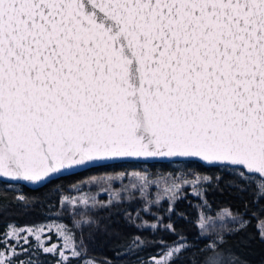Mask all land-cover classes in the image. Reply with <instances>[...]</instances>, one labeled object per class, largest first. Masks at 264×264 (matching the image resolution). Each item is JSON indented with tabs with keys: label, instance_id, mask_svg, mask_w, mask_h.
<instances>
[{
	"label": "snow or ice",
	"instance_id": "obj_1",
	"mask_svg": "<svg viewBox=\"0 0 264 264\" xmlns=\"http://www.w3.org/2000/svg\"><path fill=\"white\" fill-rule=\"evenodd\" d=\"M194 161L220 174L162 177L181 194L166 201L160 193L150 199L148 172L85 181L106 185L109 195L58 202L79 235L57 225L63 242L56 247L44 244L43 228L9 225L11 240L8 231L0 235V264H40L43 254L54 264H98L87 257L85 233L89 241L114 240L125 255L147 245L141 235L124 237L121 221L176 237L163 259L153 257L156 264H248L232 238L246 243L241 234L255 226L248 239L264 242V0H0V182L36 187L95 165ZM225 176L228 188L260 210L249 212L248 201L243 211L226 206L219 222L178 213L198 228L190 240L171 218L175 203L190 187L207 207L205 184ZM117 181L123 187L114 188ZM137 193L140 211L129 210L124 205ZM14 199L33 205L23 192ZM164 203L167 221L152 211ZM197 254L205 255L197 261Z\"/></svg>",
	"mask_w": 264,
	"mask_h": 264
},
{
	"label": "trees",
	"instance_id": "obj_2",
	"mask_svg": "<svg viewBox=\"0 0 264 264\" xmlns=\"http://www.w3.org/2000/svg\"><path fill=\"white\" fill-rule=\"evenodd\" d=\"M120 171H127L128 173L132 171L148 172L151 179L171 175L173 172H175L176 175H187L189 178H191V174L194 172L206 176L220 174L215 168L202 165L199 161H194L192 162L191 167H186L184 163H173L168 167H161L157 165L155 168H153L150 163L140 165H124L119 168L101 165L89 168L79 173L53 179L51 182L38 189H31L18 183L0 182V235L8 229L7 226L11 223H16L18 225H30L52 218L66 221L69 226L73 228V231L79 235V229H76L72 223L71 214L63 212V209L60 207L58 202L63 198L70 197L79 192L81 187H88V184L84 183L85 181L91 180L95 177H101L103 175L116 174ZM228 180V176H225L219 185L215 183L205 184V188L207 190L204 193V197L207 200V207L202 206V201L193 194L190 187V190L186 189L182 199L175 203L176 212L173 213L171 217L175 222L176 229L183 232V234L190 240L198 232V228L195 226V223H189L187 219H181L178 213L183 214L191 221L196 222L199 213H207L211 217H214L226 206L232 210L240 209L243 211L245 201L249 202V212H258L260 210L257 204L251 203V196L245 194L241 198L237 192L228 188ZM21 192L33 200L32 206L25 207L14 199V196ZM261 203L264 204V201ZM140 204L141 201L139 200V194L137 193V200L131 204L126 202L124 206L128 207L129 210L135 209L136 211H140ZM166 207L167 205L164 203L159 208L154 207L153 210L156 214L162 216L164 220L167 221L169 214L165 211ZM58 212L62 214L58 216ZM99 214L101 216L104 215L103 212ZM141 215L149 222H153L151 215H146L143 212H141ZM261 215H264V213H261ZM252 224L256 225L257 220L253 219ZM117 227L123 233L124 237H128L132 234L141 235L142 238L148 241L147 245L142 249H137L134 252L125 255L123 251L117 252L115 248L116 242L114 240L105 241L103 237H98L96 241H89L87 239V233H85L88 258L97 261L98 264H148L154 255L158 254L165 247L173 244L176 240L175 236L163 230L157 233H150L148 231L138 232L134 227L124 226L122 221L119 225H117ZM256 232L257 228L255 226L249 227L248 233L255 234ZM248 233L241 234L246 243L240 244L239 246L236 245V241L239 237L232 238L235 251L246 259L248 264H264V242H261L259 239L249 240ZM157 241H163L166 243H158ZM26 255L27 254H25V256ZM203 255L205 254H197L195 258L199 261L202 259ZM23 258L25 257H18V259ZM39 260L40 264H54L52 257L48 254L40 255ZM177 264H181V262L178 261ZM183 264H189V261L184 259Z\"/></svg>",
	"mask_w": 264,
	"mask_h": 264
},
{
	"label": "rangeland",
	"instance_id": "obj_3",
	"mask_svg": "<svg viewBox=\"0 0 264 264\" xmlns=\"http://www.w3.org/2000/svg\"><path fill=\"white\" fill-rule=\"evenodd\" d=\"M117 174L118 173H116V174H110V175H103L101 177H104V176H112V175H117ZM169 176L170 175H165V176H161V177H159L157 179H153V181L155 183L149 189L150 199L156 200L158 193H160L159 199L161 201H166L168 199H174L176 195H181L180 193H175V192H173L171 190H167L166 189V186H165V183H164V179H162V177L163 178H167ZM137 179H139V178L138 177H130V181H135ZM130 181H126V183H128ZM140 182L143 183V180H141ZM156 185H160V188H158ZM84 187H86V186H84ZM103 187H106V185L103 186ZM103 187L100 184H91V185H88V187H86V188H82L81 187L80 188L81 190L79 192L73 194L70 197H73L74 198V201H80V202H82V200L85 198L82 194L83 193H88L89 195H96L98 197V199L106 200L108 198L109 193L103 191ZM113 187L114 188H119V187H123V185H121L119 183V181H117V182H115L113 184ZM181 187H184V186L182 185ZM188 189L189 188H187V190ZM185 191L182 193V196H184ZM64 203H68L67 199H64ZM152 211L154 213H156L153 209H152ZM222 211L223 210H221L217 215H215L212 218L214 220H216L217 222H219V214ZM66 216H69V215H66ZM76 218L78 219L79 217H76ZM63 224H68V223L66 221H62V220L57 219V218H52V219H49V220H46V221H42V222H38V223H35V224H30V225H18L16 223H11L10 225H15V226L23 229L24 231H28V230H31V229H34V228H43L42 240H43L44 244L47 245V244L50 243V244H52V245H54L56 247H59L60 244L63 242V237L60 236L58 238V233L56 232V229H57V225H63ZM48 226L51 227V229H52L51 232L48 231ZM6 231L9 232V240H11V235H12L11 229L8 228ZM47 236H51V240L50 241L48 239H45V237H47ZM29 238L32 239V237H29ZM169 246H172V244L169 245ZM2 247H3V245H0V248H2ZM163 250L164 249H162L158 254L154 255L153 257H157V258L163 259ZM66 254H67V250H66ZM153 257L150 259V262H151V264H156V261L153 259ZM17 259H18V257H17Z\"/></svg>",
	"mask_w": 264,
	"mask_h": 264
},
{
	"label": "water",
	"instance_id": "obj_4",
	"mask_svg": "<svg viewBox=\"0 0 264 264\" xmlns=\"http://www.w3.org/2000/svg\"><path fill=\"white\" fill-rule=\"evenodd\" d=\"M96 166H101V165L90 166V167H87V168H80V169H77V170L74 171V172L64 173L62 176H66V175H71V174L79 173V172H81V171H84V170H87V169H89V168L96 167ZM206 166H207V165H206ZM62 176L54 177L53 179H56V178H59V177H62ZM7 183H17V182H11V181H9V182H7ZM18 184H23V183H18ZM23 185H25V186H27V187H29V188H31V189H38V188L44 186V185H39V186L34 187V186H32V185H28V184H23Z\"/></svg>",
	"mask_w": 264,
	"mask_h": 264
}]
</instances>
